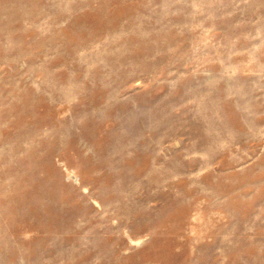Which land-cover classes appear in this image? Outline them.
Returning <instances> with one entry per match:
<instances>
[{"label":"rangeland","instance_id":"rangeland-1","mask_svg":"<svg viewBox=\"0 0 264 264\" xmlns=\"http://www.w3.org/2000/svg\"><path fill=\"white\" fill-rule=\"evenodd\" d=\"M0 264H264V0H0Z\"/></svg>","mask_w":264,"mask_h":264}]
</instances>
